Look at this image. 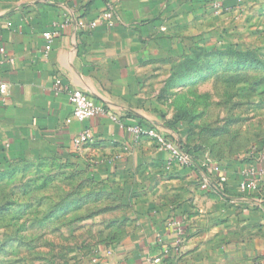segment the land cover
<instances>
[{
  "label": "crops",
  "instance_id": "obj_1",
  "mask_svg": "<svg viewBox=\"0 0 264 264\" xmlns=\"http://www.w3.org/2000/svg\"><path fill=\"white\" fill-rule=\"evenodd\" d=\"M115 1L82 9L75 0H0V85L9 86L6 101L0 93V170L10 159L84 161L92 191L76 228L95 238L88 264H150L166 249L163 264H264V189L239 193L235 177L244 163L215 158L229 173L227 191L203 190L200 171L168 167L166 153L124 128L142 124L178 138L158 117L159 93L175 87L176 62L205 43L207 21L221 20L214 4L231 15L237 0H120L113 28L89 29ZM56 21L67 25L48 44L43 34ZM58 81L123 124L107 116L79 122ZM85 129L92 141L77 150L74 139ZM177 220L186 230L181 253L170 227Z\"/></svg>",
  "mask_w": 264,
  "mask_h": 264
},
{
  "label": "rangeland",
  "instance_id": "obj_2",
  "mask_svg": "<svg viewBox=\"0 0 264 264\" xmlns=\"http://www.w3.org/2000/svg\"><path fill=\"white\" fill-rule=\"evenodd\" d=\"M94 1L75 0L82 9ZM221 11H214L221 20L207 21L200 47L232 49L256 64L229 69L224 62L206 77L181 79L186 86L159 93L157 114L199 156L233 165L264 149V0H237L233 14ZM2 163L10 166L0 170V264H88L95 238L76 228L85 223L92 191L84 161Z\"/></svg>",
  "mask_w": 264,
  "mask_h": 264
},
{
  "label": "built area",
  "instance_id": "obj_3",
  "mask_svg": "<svg viewBox=\"0 0 264 264\" xmlns=\"http://www.w3.org/2000/svg\"><path fill=\"white\" fill-rule=\"evenodd\" d=\"M116 0L109 4L106 10L88 24L89 29H97L101 26L113 28L118 18L116 16ZM221 2L214 4V9L220 10ZM73 21V19H71ZM67 25L66 22H54L53 29L46 31L43 34L44 39L51 44L62 34L63 28ZM50 46L47 48L49 49ZM56 90L59 93H68L70 103L73 106L74 116L81 123L89 121L96 117L107 116L116 123L123 124L121 119L113 114L109 107L103 105L91 97L88 93L82 90L70 91L63 87L62 83H56ZM0 93L3 101H6L9 96V86L5 83L0 85ZM124 126V125H123ZM126 131L130 133L135 142H139L143 138L154 139L158 142L159 148L168 156V164L170 167H176L184 170H194L197 168L203 174L202 189L210 190L215 187L223 193L227 191L229 183V173L227 169L218 161L212 158L205 157L196 162L193 155L186 152L177 138H167L155 129H150L141 125L124 126ZM92 141V134L89 129L81 131L74 139V147L81 150L87 143ZM238 191L242 195L250 193L259 194L264 189V149L254 148L244 159V166L236 174ZM262 206V201H260ZM260 206V207H261ZM170 227L175 231L176 239L174 242V250L181 253L185 250L186 245V230L185 225L181 221L170 222ZM170 254V250H164L163 254L158 257H150V264H163V260Z\"/></svg>",
  "mask_w": 264,
  "mask_h": 264
},
{
  "label": "trees",
  "instance_id": "obj_4",
  "mask_svg": "<svg viewBox=\"0 0 264 264\" xmlns=\"http://www.w3.org/2000/svg\"><path fill=\"white\" fill-rule=\"evenodd\" d=\"M224 62L228 63L229 69L249 67L253 64H256L254 63V59L251 57V55L240 54L239 52H235L232 49L231 51H223L222 49H213L209 51L205 48L197 47L196 49H193L190 54L187 55L185 59L175 67V71L171 77V81L174 86L180 87V85H185L181 83V79L190 81L193 78L199 79L202 77H206L207 75L214 73V71H216V68L218 67H220L218 68V70H221V68L223 67L222 64H224ZM140 125L144 126L142 124ZM177 139L179 140L181 147L186 152L190 153L195 157L197 163L200 159H202V157L199 156L198 153H196L194 150L190 149L186 145V143L182 140L180 136ZM192 171L199 170L195 168Z\"/></svg>",
  "mask_w": 264,
  "mask_h": 264
}]
</instances>
